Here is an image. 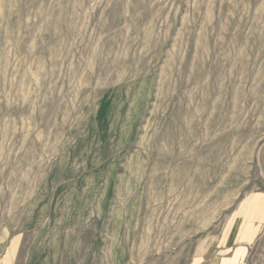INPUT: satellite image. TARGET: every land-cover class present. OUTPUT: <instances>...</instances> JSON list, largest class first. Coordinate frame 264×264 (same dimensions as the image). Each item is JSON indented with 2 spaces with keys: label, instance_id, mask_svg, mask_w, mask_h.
I'll use <instances>...</instances> for the list:
<instances>
[{
  "label": "rangeland",
  "instance_id": "rangeland-1",
  "mask_svg": "<svg viewBox=\"0 0 264 264\" xmlns=\"http://www.w3.org/2000/svg\"><path fill=\"white\" fill-rule=\"evenodd\" d=\"M19 238L264 264V0H0V263Z\"/></svg>",
  "mask_w": 264,
  "mask_h": 264
},
{
  "label": "crops",
  "instance_id": "crops-1",
  "mask_svg": "<svg viewBox=\"0 0 264 264\" xmlns=\"http://www.w3.org/2000/svg\"><path fill=\"white\" fill-rule=\"evenodd\" d=\"M21 238L17 239L16 245L13 246L12 243H7L4 249V257L1 258L0 264H15L16 255L20 245ZM12 242V241H11Z\"/></svg>",
  "mask_w": 264,
  "mask_h": 264
}]
</instances>
